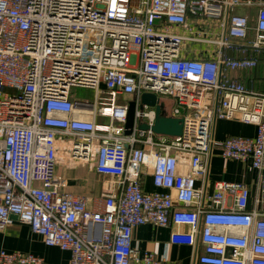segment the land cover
<instances>
[{
    "label": "built area",
    "instance_id": "obj_1",
    "mask_svg": "<svg viewBox=\"0 0 264 264\" xmlns=\"http://www.w3.org/2000/svg\"><path fill=\"white\" fill-rule=\"evenodd\" d=\"M259 55L264 0H0V231L26 225L70 264H164L133 249L132 234L172 225L169 242L191 247L198 264H264V212L248 209L249 187L204 191L218 149L250 164L264 196V91L229 76L257 69ZM72 89L94 91L93 101ZM144 93L172 100L170 115L161 110L182 119L179 136L151 130L154 108L138 109ZM129 101L134 122L124 135ZM216 120L252 125L255 136L215 141ZM59 152L65 164L111 178L110 188L98 198L65 191ZM170 154L189 170L173 180L176 198L143 191L147 158L156 168ZM254 204L264 207V197ZM0 264L45 263L1 250Z\"/></svg>",
    "mask_w": 264,
    "mask_h": 264
},
{
    "label": "crops",
    "instance_id": "obj_2",
    "mask_svg": "<svg viewBox=\"0 0 264 264\" xmlns=\"http://www.w3.org/2000/svg\"><path fill=\"white\" fill-rule=\"evenodd\" d=\"M258 59L259 67L257 69L230 72V78L238 80L248 89L263 92L264 55H259ZM99 120L101 123L106 122L104 119ZM255 133L256 128L252 125L225 120H216L211 130L212 138L215 141H222L232 136L252 138ZM58 156L56 175L63 180L65 191L75 195L98 198L108 187L110 188L111 178L98 175L88 170L86 166H69L60 159L61 152ZM186 174H189L186 161L181 160L178 155L170 154L167 158H161L156 168L150 164V159L147 158L146 165L140 169L141 187L143 191L148 193H169L175 199L176 191L173 188V180L178 175ZM258 178V173L250 167L248 162L242 163L222 159L219 150L214 149L209 162L204 191L206 196L210 195L216 182L244 183L250 191L248 209L264 212L263 206H255L254 204L256 196L264 197L258 192ZM194 183L196 188L202 185V181L197 177L194 178ZM112 189L114 190V188ZM205 203H207L206 200ZM173 229L172 225L165 228L152 225L138 226L133 230L132 247L142 254H154L163 260L164 264H198L191 247L169 242ZM1 250L30 253L42 258L45 264H70L68 252L45 246L40 236L33 234L28 226L17 222L0 231ZM196 252L197 255L202 254L203 246L201 244L197 246Z\"/></svg>",
    "mask_w": 264,
    "mask_h": 264
},
{
    "label": "water",
    "instance_id": "obj_3",
    "mask_svg": "<svg viewBox=\"0 0 264 264\" xmlns=\"http://www.w3.org/2000/svg\"><path fill=\"white\" fill-rule=\"evenodd\" d=\"M153 107L155 111V120L154 124L151 127V130L157 135L176 137L181 134L182 130V119L181 118H172L166 116L161 110V104L159 99L154 94L144 93L140 96V101L138 109L142 110L143 106ZM136 104L134 101L128 102L126 122L124 124V135H128L132 129L134 122V110ZM139 130H147L148 127L144 123H139L137 125ZM15 220L16 217L14 216Z\"/></svg>",
    "mask_w": 264,
    "mask_h": 264
},
{
    "label": "rangeland",
    "instance_id": "obj_4",
    "mask_svg": "<svg viewBox=\"0 0 264 264\" xmlns=\"http://www.w3.org/2000/svg\"><path fill=\"white\" fill-rule=\"evenodd\" d=\"M238 10L241 11V13H244V10H241V9H238ZM248 40H250V41L252 40L251 34L249 35ZM71 93H72L73 98H75L77 100H82V101L88 100L90 102L93 101L94 95H95L94 91L88 90V89H72ZM159 101H160V104L163 105L165 113L167 115H170L172 112V108H173L172 100L169 98H166V97H159ZM97 122L101 123L100 120H98Z\"/></svg>",
    "mask_w": 264,
    "mask_h": 264
},
{
    "label": "trees",
    "instance_id": "obj_5",
    "mask_svg": "<svg viewBox=\"0 0 264 264\" xmlns=\"http://www.w3.org/2000/svg\"><path fill=\"white\" fill-rule=\"evenodd\" d=\"M249 19H250V23H252L253 22V20H254V10H250L249 11Z\"/></svg>",
    "mask_w": 264,
    "mask_h": 264
}]
</instances>
